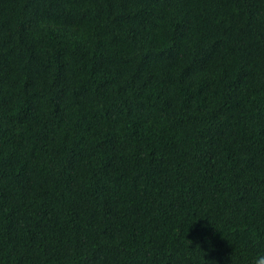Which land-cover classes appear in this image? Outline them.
Listing matches in <instances>:
<instances>
[{"label":"trees","instance_id":"1","mask_svg":"<svg viewBox=\"0 0 264 264\" xmlns=\"http://www.w3.org/2000/svg\"><path fill=\"white\" fill-rule=\"evenodd\" d=\"M0 264H264V0H0Z\"/></svg>","mask_w":264,"mask_h":264}]
</instances>
